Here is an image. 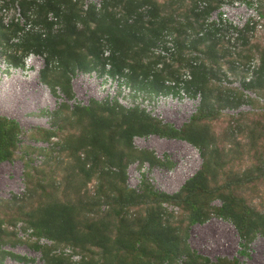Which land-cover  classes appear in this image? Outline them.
I'll return each mask as SVG.
<instances>
[{
	"label": "trees",
	"instance_id": "trees-1",
	"mask_svg": "<svg viewBox=\"0 0 264 264\" xmlns=\"http://www.w3.org/2000/svg\"><path fill=\"white\" fill-rule=\"evenodd\" d=\"M196 1L193 0L191 8L193 18L184 15V21H179L176 10L183 0L162 4L157 0H101L99 8L83 0H0V9L17 8L20 16L6 22L0 18V55L7 67L22 66L29 54L41 56L44 64L40 81L55 96L60 92L65 99H73L71 79L82 71L120 78L134 94L139 92L149 98L181 92L191 98L200 97L196 112L180 128L162 123L137 104L125 107L117 100L95 99H90L87 105L60 102L50 113L53 128H38L36 132L49 141L58 136L62 121L75 125L77 133L53 144L69 151L80 182L73 185L68 179L65 187L74 197L57 198L58 182L52 171L45 169L51 161V152L34 147V152L43 154L44 159L37 166L26 162L25 177L30 195H36L37 200L8 217L6 223L13 227L11 230L3 226L5 220L0 218V261L7 256L19 262L33 261L34 258L3 249L9 242H27L40 253L44 264H238L237 260L225 258L211 261L191 250L187 244L188 228L215 216L230 221L243 244L256 235H264V213L235 193L260 175L243 171L226 175L220 183L228 150L218 144L205 123L223 108L237 109L244 102H252L256 110L264 112V101L259 99V90L264 88V52L254 78L244 82L242 75L240 79L242 89L255 93L256 97L223 86L221 80L231 81L228 72L220 73L217 39L212 33L197 36L218 1L205 0L207 6L201 11H196ZM174 4L178 5L172 7ZM260 12L264 18L261 5ZM21 18L39 29L25 30ZM164 30L177 33L174 37L177 52L171 60L184 59L182 51L188 49L210 57L216 68L206 66L196 53L187 59L188 77H183L178 68L172 67L171 60L151 52ZM188 30L195 35L186 43ZM181 35L184 36L179 39ZM248 36L245 31L241 33L242 44H247ZM201 44H206L205 49L199 48ZM229 69L232 74L242 72L233 60ZM214 80L218 82L217 93H213ZM20 133L16 120L0 115V162L13 157ZM151 134L184 140L202 158L198 170L175 193L155 189L143 175L137 188L127 184L126 170L130 163L162 164L154 153L137 149L133 144L135 137ZM29 152L27 149L28 155ZM92 179L96 184L90 193L86 186ZM215 200L218 205L212 204ZM167 205L182 210L183 217L178 222L186 221L185 227L171 222L175 215L167 212ZM19 221L23 224L16 228ZM21 231L29 241L17 236ZM42 239L49 243L41 242ZM65 247L72 254H80L79 260L64 254L61 250Z\"/></svg>",
	"mask_w": 264,
	"mask_h": 264
},
{
	"label": "rangeland",
	"instance_id": "rangeland-1",
	"mask_svg": "<svg viewBox=\"0 0 264 264\" xmlns=\"http://www.w3.org/2000/svg\"><path fill=\"white\" fill-rule=\"evenodd\" d=\"M97 1L83 0L85 4L92 2L95 6ZM157 1L162 4L167 3L168 0ZM192 3L193 0H183L182 5L178 6L176 11L180 14L179 21H184V15L193 18ZM260 3L261 10L264 12V0H260ZM177 5L174 4L172 7ZM19 17L17 8L0 9V18L4 22ZM20 22L23 23L25 30L36 31L39 29L38 25L25 23L24 18H21ZM195 26H197L196 23ZM173 33L175 35L176 31ZM192 33L194 32L190 31L189 34L187 32L186 43L193 39L192 35L194 34ZM183 36L181 35L179 39H182ZM248 38L247 44H242L241 41L238 54L235 55L229 54L223 42L217 40L215 49L217 55L220 56V73L221 70L228 72L227 76L231 81L223 82L221 80L225 87L242 90L239 82L243 71L241 74L239 72L232 74L229 69L233 58L236 57L242 63L249 58H255L260 63L261 54L264 52V31L250 35ZM205 45L201 44L199 48L205 49ZM182 52L184 59L171 60V64L173 68H178L183 75L189 71V67L186 66L187 59L197 52L188 49H184ZM197 54H199V60H202L206 66L216 68L210 57L201 53ZM43 64L41 56L29 54L22 66L7 67L0 55V115L16 120L21 130L13 157L0 162V218L5 220L3 226L8 230L13 228L8 221V225L6 223L8 217L15 215L19 209L34 205L37 200L36 195H30V186H28L30 184L25 177L27 164L37 166L44 159L43 154L34 152V147L44 148L51 152V161L45 169L48 172L52 171L58 182L55 196L59 199H63L65 195L70 199L74 197V193L65 187L68 179L72 180L73 185L80 182L79 176L74 173V160L69 155V151L59 149V146L53 143L72 133H77L75 125L62 121L58 136L49 141L42 139L40 133L36 132L38 128H53L51 124L53 118L50 113L57 109L60 102L87 105L90 99H95L99 102L117 100L125 107L137 104L154 118L164 124H171L175 128H180L188 122L199 104V96L191 98L182 92L179 95L161 94L150 98L139 92L134 94V91L125 86L120 78L112 79L106 74L98 75L95 72L82 71L73 75L71 79L73 99L67 100L60 92L59 96L53 95L49 88L40 81L39 74ZM217 85V80L212 81V87H215L213 93H217ZM259 92L261 93L259 97L263 102L264 88ZM247 95L254 97L255 93L247 92ZM255 106L252 102H244L237 109L223 108L217 116L206 120L205 123L214 133L218 144L228 150L226 166L220 175L219 182L221 183L228 174H240L243 171H252L255 175H260L255 181L240 186L235 190V193L243 197L257 211L264 213V112H259L254 108ZM133 144L137 149H145L154 153L162 161V164L149 166L144 162L139 166L138 162L130 163L126 173L127 184L132 188L139 186L143 175L148 178L155 189L166 193H175L185 180L198 170L202 162L197 149L184 140L151 134L145 137H135ZM27 149H30L29 155ZM181 164L183 165L181 166ZM95 184V179L87 184L86 187L90 193H93ZM212 204L218 205L219 201L215 200ZM165 207L167 212L175 215L171 219L174 225L186 226V221H183L182 224L178 222L183 217L180 208L172 205ZM139 211L142 212L143 208L141 207ZM112 220L116 221L115 218ZM22 224L19 221L16 228ZM17 233V236L23 241L29 239L22 231ZM187 235L189 248L199 255L208 257L211 261L225 258L237 260L238 264H264V235H256L250 242L243 244V240L230 221L211 216L203 223L191 225L187 230ZM41 242L49 243L45 239H42ZM3 249L34 258V260L19 262L7 256L0 261V264H44L40 259V253L33 250L27 242L15 244L9 242L3 246ZM93 249L95 250V248ZM74 255L75 257L72 259L79 260L80 254Z\"/></svg>",
	"mask_w": 264,
	"mask_h": 264
},
{
	"label": "built area",
	"instance_id": "built-area-1",
	"mask_svg": "<svg viewBox=\"0 0 264 264\" xmlns=\"http://www.w3.org/2000/svg\"><path fill=\"white\" fill-rule=\"evenodd\" d=\"M217 1L218 6L212 10L209 16H207V18L204 20L202 28L197 33V36H203L206 33H212L214 38L223 42L229 54L235 55L241 45V33L243 31H245L249 36L264 31V18L260 12L261 3L260 0ZM100 5L101 0H98L96 7L99 8ZM206 6L207 1H196V11H201L205 9ZM145 8H143L144 12L146 11ZM134 17L135 15L130 17L128 21L131 22ZM187 32L188 34L190 33L189 30ZM174 37V33L164 30L155 41L154 45L151 47V52L154 55H159L166 61L171 60L177 52ZM233 63L237 69L243 71V77L241 80L244 82H249L254 78L259 66V63L255 58H250L249 60L242 63L239 62L235 57L233 58ZM106 67L108 68L109 65L106 64ZM183 77H188V72L184 73ZM239 84L241 86V81ZM242 91L246 94V96H248L247 92H251L245 89H242ZM254 97H256V95H254ZM61 251L64 254L71 255V258L75 257V255L72 254L71 249L68 247H65Z\"/></svg>",
	"mask_w": 264,
	"mask_h": 264
},
{
	"label": "bare ground",
	"instance_id": "bare-ground-1",
	"mask_svg": "<svg viewBox=\"0 0 264 264\" xmlns=\"http://www.w3.org/2000/svg\"><path fill=\"white\" fill-rule=\"evenodd\" d=\"M26 91H28V90H26ZM21 93V91L19 92V94ZM31 93V92H30ZM183 164H181V166H182Z\"/></svg>",
	"mask_w": 264,
	"mask_h": 264
}]
</instances>
